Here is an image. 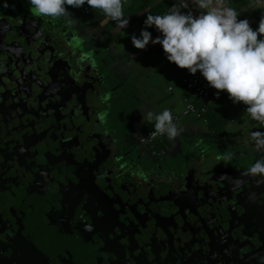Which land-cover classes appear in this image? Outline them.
<instances>
[{
  "label": "flooded vegetation",
  "instance_id": "1",
  "mask_svg": "<svg viewBox=\"0 0 264 264\" xmlns=\"http://www.w3.org/2000/svg\"><path fill=\"white\" fill-rule=\"evenodd\" d=\"M75 12L0 0V264L264 260V207L247 198L243 169L167 137L143 146L123 77Z\"/></svg>",
  "mask_w": 264,
  "mask_h": 264
},
{
  "label": "clouds",
  "instance_id": "2",
  "mask_svg": "<svg viewBox=\"0 0 264 264\" xmlns=\"http://www.w3.org/2000/svg\"><path fill=\"white\" fill-rule=\"evenodd\" d=\"M38 16L68 17L69 8L79 9L85 5L101 10L115 23L117 29H127L130 19L125 18V0H27ZM199 9L196 15L172 5L166 14L146 16L144 29L139 36L131 37L132 45L139 50L147 49L151 43L163 48L166 59L190 74L200 72L208 84L219 92L226 91L235 104L241 102L246 112L255 121L264 125V16L253 29L249 20L240 19L236 9L228 6L227 0H192ZM180 5L188 7L186 0ZM72 23V21H69ZM155 28L161 36L155 39L149 28ZM155 120L152 138L167 135L175 139L180 135L174 123L172 111L164 109L159 113L148 111L145 118ZM252 151L264 152V132L250 134ZM232 157L225 155L227 162ZM245 175L264 178V156L250 166ZM91 231L92 226L87 225Z\"/></svg>",
  "mask_w": 264,
  "mask_h": 264
},
{
  "label": "crops",
  "instance_id": "3",
  "mask_svg": "<svg viewBox=\"0 0 264 264\" xmlns=\"http://www.w3.org/2000/svg\"><path fill=\"white\" fill-rule=\"evenodd\" d=\"M187 1L192 3V0ZM171 2V0H125L124 16L127 18L129 15L130 23L127 29L123 30L117 29L116 26L111 28L114 22L99 9H96L99 12L96 22L89 23L82 19V22L88 25L87 34L98 48L105 52L102 57L110 61L111 68L117 75L123 77L117 89L126 94L135 111L140 112L141 133L155 125V122L151 123L146 116L143 119V114L148 111L159 113L166 108L172 113H180L186 103L193 100L192 95L184 87V80L192 76L187 69H180L169 62L160 45L150 43L147 49L139 50L131 42V37L139 36L144 29L146 16L166 14L173 5ZM227 4L236 9L240 19L249 20L253 29L264 16V0H227ZM75 11V8H69V16L73 14L75 17ZM147 30L152 33L154 39L162 35L154 27ZM197 74L201 73L197 72L195 75ZM161 83L164 87H169L164 96H160L158 92ZM217 92L218 90L212 89L208 114L210 117L207 115L208 124L191 117L182 118L176 124L182 129L180 135L175 139L167 137L165 144L169 148L177 141L183 146L185 144L184 148L192 149L202 161L210 156L224 158L225 155H230L236 165L243 169V175L250 176L246 182L248 185L250 180H256V177L260 176L253 177L245 173L257 159L264 156V152L252 151L250 143L246 144V141L250 142L252 132L262 129L248 120L242 102L233 103L226 91L219 92L217 98ZM140 102L144 103L141 108L138 107Z\"/></svg>",
  "mask_w": 264,
  "mask_h": 264
},
{
  "label": "built area",
  "instance_id": "4",
  "mask_svg": "<svg viewBox=\"0 0 264 264\" xmlns=\"http://www.w3.org/2000/svg\"><path fill=\"white\" fill-rule=\"evenodd\" d=\"M188 3V7L184 8L180 5V0H176V5L180 6V10L184 12H192L193 14H200L205 11L199 9L194 3ZM91 8L88 6L85 7V12L90 13ZM184 87L192 97V101H188L184 109L180 113H172L174 117V123H179L182 118H194L201 120L203 123L208 124L207 115L210 111V103L212 98V87L208 84L206 79L202 74L192 75L184 80ZM243 111L246 113L248 120L252 123L258 125L264 132V125L260 124L258 121H255L251 116L246 112V106L242 103ZM155 128L149 132L142 133L139 136V141L143 146L154 147L160 143L167 135L156 136L152 138L150 133L154 132Z\"/></svg>",
  "mask_w": 264,
  "mask_h": 264
},
{
  "label": "water",
  "instance_id": "5",
  "mask_svg": "<svg viewBox=\"0 0 264 264\" xmlns=\"http://www.w3.org/2000/svg\"><path fill=\"white\" fill-rule=\"evenodd\" d=\"M78 41L79 40H77V39L75 40V43L73 44L74 48L77 50V52L80 53V57H81L82 62H84L89 67L92 66L95 63L93 61V57L94 56H93L92 52H90V50H87V51L81 50V48L79 47V42ZM106 100H107L106 99V95L101 96L99 98V100H98L100 105L105 107V112H103V114L97 116L98 123H99L100 126H104V124L108 120V116L107 115L109 114V110H107V108L109 106L106 105V103H107ZM200 157H202V156H200ZM220 159H221L220 157H216V160H220ZM205 168L206 167H203V170H202V172L204 174L206 172ZM249 177L250 176H248V178ZM247 189H248V194H247L248 197L247 198H249V200L252 199L253 201L256 200L254 198H257L262 203L261 206L264 207V178L256 177V180H250L249 184L247 185ZM250 210H253V209L249 208V211ZM252 213L255 214V211H252ZM261 238L264 240V231H262ZM252 256L254 257L253 254H248V251L247 252H243L242 253V257H240L239 259H234L235 261L233 260L232 264H264V260L263 259H259V258L256 259L254 257L255 260H253Z\"/></svg>",
  "mask_w": 264,
  "mask_h": 264
},
{
  "label": "trees",
  "instance_id": "6",
  "mask_svg": "<svg viewBox=\"0 0 264 264\" xmlns=\"http://www.w3.org/2000/svg\"><path fill=\"white\" fill-rule=\"evenodd\" d=\"M172 2V4L174 5H176V0H171ZM87 5H85V6H83V7H81L80 8V10H78V11H81V12H83V14L85 15V20H87L86 22H89V23H94V22H96L97 21V19L99 18V12L95 9V10H93V9H91V11H90V13H86L85 12V7H86ZM130 14H132V13H130ZM129 17V15L127 16V18ZM208 117H210L209 115H208ZM212 118V117H211ZM155 127L154 126H152L151 128H149V129H147L145 132H149V131H151V130H153ZM159 145V147H161L162 145H160V144H158Z\"/></svg>",
  "mask_w": 264,
  "mask_h": 264
},
{
  "label": "rangeland",
  "instance_id": "7",
  "mask_svg": "<svg viewBox=\"0 0 264 264\" xmlns=\"http://www.w3.org/2000/svg\"><path fill=\"white\" fill-rule=\"evenodd\" d=\"M75 10L77 11V10H80V8L79 9H76L75 8ZM115 26V24L114 23H112L111 24V28L112 27H114ZM167 88H169V87H164V85H162V83H161V85H160V87H159V89H158V92H159V95L160 96H164V95H166V91L168 90ZM137 96H138V94H136ZM137 98V97H136ZM144 105V103L143 102H140V104L138 105V107L139 108H141L142 106ZM142 110V109H141ZM161 111H163V109L161 110ZM149 121V120H148ZM152 122H155V120L153 119L152 121H151V123Z\"/></svg>",
  "mask_w": 264,
  "mask_h": 264
}]
</instances>
